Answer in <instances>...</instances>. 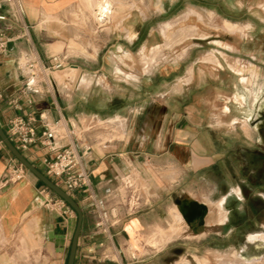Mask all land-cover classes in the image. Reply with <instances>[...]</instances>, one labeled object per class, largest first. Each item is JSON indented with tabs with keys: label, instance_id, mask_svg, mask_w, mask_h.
<instances>
[{
	"label": "rangeland",
	"instance_id": "374dc122",
	"mask_svg": "<svg viewBox=\"0 0 264 264\" xmlns=\"http://www.w3.org/2000/svg\"><path fill=\"white\" fill-rule=\"evenodd\" d=\"M95 1L90 8L80 0L72 11V36L59 51L65 69L78 66L85 82L77 85L76 75L61 85L47 83L44 74L65 69L35 80L61 98L73 93L74 113L89 116L79 127L98 145L128 137L151 145V210L130 229L126 224L141 210L111 228L123 243L120 250L101 236V253L114 260L121 252L123 263L150 257L153 264H264V0H105L110 14L100 9L103 0ZM223 21L240 27L225 28ZM164 23H172L166 35ZM127 27L141 32L132 43ZM187 27L204 37L187 38L188 29L178 40ZM156 46L161 49L144 72L140 61ZM208 55L212 64L202 60ZM121 64L131 73H118ZM159 140L169 142L163 152ZM186 197L208 206L212 229L194 234L174 223L170 210ZM67 241L53 263L42 261L41 248L20 241L9 264H66L71 237Z\"/></svg>",
	"mask_w": 264,
	"mask_h": 264
},
{
	"label": "crops",
	"instance_id": "0c3cea01",
	"mask_svg": "<svg viewBox=\"0 0 264 264\" xmlns=\"http://www.w3.org/2000/svg\"><path fill=\"white\" fill-rule=\"evenodd\" d=\"M79 2L80 0H18L20 11L18 18L12 16L7 6L3 5L0 8V15L5 18L0 21V33H6L13 39L6 51L0 55V126L8 134V122L12 118L33 117L36 133L39 136L46 128L54 129V122L59 121L63 123L64 131L60 133L62 137H55L52 141L53 148H61L71 142L77 144L79 151L89 148V151L82 157V164L90 178L91 194L88 196L85 190H76L70 194L80 206L83 215L75 264H117L105 262L101 258L99 247L101 236L96 234L94 227L93 201L104 203L106 189L116 184V182L108 184V180L124 175L133 176L138 179L139 183L144 184L143 194L146 204L140 209L141 211L139 210L137 217L132 218L126 224V227L130 229V224L134 222L139 224L142 216H146L151 210L149 207H151L150 191L153 187V175L152 164L147 158L151 145L148 146L146 140L139 142L133 137H128L126 140H108L103 145H98L96 139L90 138L88 130L79 127V124L82 126L81 119L88 120L89 116L85 113L82 115L74 113L73 93L61 98L60 95L45 90L43 88L45 84L31 77L28 69L24 67L25 58L31 56H36L44 65H48L52 55H63V52L59 51L66 48V43L72 36L71 15ZM86 2L90 8H93L92 0H86ZM94 21L98 24L95 17ZM170 24L172 23H164L160 27L164 35H166L164 28ZM223 24L225 28L230 29L240 27L228 21H223ZM127 28L131 33L128 34L130 42L137 40L139 31L134 32L130 27ZM186 29H191L189 32H192V35L187 38L204 37V34L199 33L195 27H187L177 32L178 40L186 39ZM131 43L129 46L132 45ZM166 44L167 42L165 47ZM154 48L150 51L149 57L143 58L147 59V63L140 62L144 72L151 70L153 60L161 49L158 46ZM156 48H158L157 51H154ZM202 60L212 64V55L204 56ZM228 65L231 64L228 63ZM118 68L124 74L131 73V68H126L124 64ZM78 71V66H72L66 68L62 75L49 77L48 74H44V76L50 86L61 85L70 82L76 77ZM191 73L192 69L189 68L186 78L191 77ZM84 82L85 78L77 75L76 84ZM78 131L83 137L82 140L77 138ZM160 144L162 152L165 150L163 147L168 148L169 146V142L163 144L159 140L156 145ZM22 154L45 175L41 160L53 154L48 147L36 142ZM10 159L14 158L0 142V176L4 173ZM43 189H45L44 186L27 170L17 183L4 187L0 185V264H9L10 256L17 255V250L21 245L20 241L26 248H41L44 259L42 261L46 263H53L67 246V240L72 236L75 228L76 218L73 214L61 215L37 203L36 199L40 198V191ZM125 229L127 228H121L122 231ZM112 235L113 245L120 250L123 243L117 238L118 233L115 232ZM160 236L161 240L163 235ZM114 257L119 260L117 253ZM124 264H153V262L150 257H146L143 260Z\"/></svg>",
	"mask_w": 264,
	"mask_h": 264
},
{
	"label": "built area",
	"instance_id": "2783aa9c",
	"mask_svg": "<svg viewBox=\"0 0 264 264\" xmlns=\"http://www.w3.org/2000/svg\"><path fill=\"white\" fill-rule=\"evenodd\" d=\"M3 5L9 8L14 18H18L20 14L18 0H0V8ZM3 20H5L4 16L0 15V21ZM12 40L6 33H0V55L6 51L8 44ZM66 64L67 58L62 54L52 55L48 65H44L36 56L25 58L24 61V67L28 69L30 76L33 78H36L44 71L64 70ZM53 125L54 129L46 128L37 136L33 117L26 119L15 117L8 122L7 136L21 153L36 144V142L48 147L53 154L41 160L45 169V176L68 194L76 190H85L90 196V178L82 164V157L89 151V148L79 151V147L74 142L61 148H53L52 141L55 137H62L60 136L59 127H64L63 123L60 124L59 121H55ZM25 172L26 170L17 161L10 159L4 173L0 176V185L4 187L17 183ZM113 182H116L115 186L110 189L107 188L105 191L104 203L93 201L96 234L103 236L111 245H113V235L110 233L111 228L116 226L126 216L138 213L146 204L143 194L144 188L139 185L136 178L124 175L107 181L108 184ZM36 202L61 215L73 214L71 209L60 198L52 195L46 189L40 191V198H37ZM99 247L102 249V241L99 243ZM117 256L119 260H112L108 258V255L101 253L103 261L124 264L122 253L119 252ZM131 259L136 260L137 256L131 254Z\"/></svg>",
	"mask_w": 264,
	"mask_h": 264
},
{
	"label": "water",
	"instance_id": "95a60500",
	"mask_svg": "<svg viewBox=\"0 0 264 264\" xmlns=\"http://www.w3.org/2000/svg\"><path fill=\"white\" fill-rule=\"evenodd\" d=\"M0 142L10 153V155L28 172H30L46 189H48L53 195L60 198L73 212L76 217V224L71 236V241L68 250V256L66 264H75L76 250L78 245V239L81 233L83 215L80 206L72 198L70 194L62 190L57 186L52 180L41 173L36 167H34L25 156L15 147V145L8 138L7 134L4 132L0 126ZM181 205L182 218L186 224L196 222L197 225H203L204 217L207 214V208L204 204L191 200L187 204L179 203Z\"/></svg>",
	"mask_w": 264,
	"mask_h": 264
},
{
	"label": "bare ground",
	"instance_id": "6f19581e",
	"mask_svg": "<svg viewBox=\"0 0 264 264\" xmlns=\"http://www.w3.org/2000/svg\"><path fill=\"white\" fill-rule=\"evenodd\" d=\"M107 2L105 1V0H103L102 1V3H100V9L101 10H105V8L107 9ZM111 9L112 8H108L107 9V11L105 10L104 12H107V13H112L111 12ZM97 10V9H96ZM97 12V11H96ZM96 16H99V14L98 13H96L95 14ZM100 16H102L101 17V19H100V21H104L105 20V18L107 17L106 16V13H100ZM230 26V25H229ZM232 26V25H231ZM190 30V29H189ZM188 31V30H187ZM195 31V30H194ZM164 33V32H163ZM194 33V32H193ZM170 39H172V38H170ZM170 40H168V42H169ZM178 41V40H177ZM176 41V42H177ZM167 42V43H168ZM172 42V41H171ZM174 44V43H173ZM171 47V45L168 43V47ZM167 47V46H166ZM155 49V48H154ZM157 49L158 48H156V50H154V51H157ZM82 54H84L85 56H88V54L86 53V51L84 50H79ZM153 51V50H152ZM153 55V54H152ZM144 58V57H143ZM142 58V59H143ZM151 58V57H150ZM141 59V61H143V63H147V59L145 60V59H143L142 60ZM140 61V62H141ZM144 61H146V62H144ZM143 67V66H142ZM117 70L119 71L118 73H120V72H122L123 73V71L120 69V68H118L117 67ZM144 70H145V68H144ZM121 74V73H120ZM184 199V198H183ZM189 201H191V198H189V197H186L184 200H182V202L181 203H188ZM202 204H204L205 206H206V208L208 207L205 203H202ZM218 207H220L219 205H218ZM212 208V207H211ZM209 211V209L207 208V212ZM170 214H171V217H172V220L174 221V223L177 225V226H179V227H183V228H186V230H187V232H192V233H194V234H198L200 231H202V230H210V229H212V225L214 224V218H213V216H210V217H212V219H206L207 217H204V223H203V225H197V223L196 222H194V223H191L190 225H188V224H186V222L184 221V219L182 218V214H181V205H176V207L174 208V209H171L170 210ZM209 214V213H208ZM218 214V213H217ZM217 214H215V217H217L216 215ZM222 214V217H221V220H220V218L218 219V221L220 220V223H222V221H223V219H224V217H225V213H221ZM213 215V214H212ZM209 216V215H208ZM209 218V217H208ZM215 219H217V218H215ZM217 221V222H218ZM216 222V223H217ZM215 223V224H216ZM218 224H219V222H218ZM204 233V232H203ZM184 234V233H183ZM251 240H254V238H252ZM240 260H241V258L240 257H238ZM235 260V259H234ZM255 260H257V259H255ZM254 260V261H255ZM184 261V260H183ZM239 261V260H238ZM242 261H243V259H242ZM245 261V260H244ZM259 261V260H258ZM235 262H236V260H235ZM250 262V261H249ZM251 262H252V260H251ZM190 264L189 262H187V261H184V262H181V264ZM258 263V262H257ZM240 264V263H239Z\"/></svg>",
	"mask_w": 264,
	"mask_h": 264
},
{
	"label": "flooded vegetation",
	"instance_id": "af4514ba",
	"mask_svg": "<svg viewBox=\"0 0 264 264\" xmlns=\"http://www.w3.org/2000/svg\"><path fill=\"white\" fill-rule=\"evenodd\" d=\"M165 9L168 7V5H165V6H163ZM173 7V6H172ZM134 32H138L139 31V35H141V32H140V30L139 29H137V28H135L134 30H133ZM143 33V32H142ZM230 210V209H229ZM245 225V223H235L234 224V227L235 228H239V227H242V226H244Z\"/></svg>",
	"mask_w": 264,
	"mask_h": 264
},
{
	"label": "trees",
	"instance_id": "16d2710c",
	"mask_svg": "<svg viewBox=\"0 0 264 264\" xmlns=\"http://www.w3.org/2000/svg\"><path fill=\"white\" fill-rule=\"evenodd\" d=\"M43 186V185H42ZM45 188V187H44ZM46 189V188H45ZM46 190H48V189H46ZM49 191V190H48ZM50 192V191H49ZM51 193V192H50ZM51 194H53V193H51Z\"/></svg>",
	"mask_w": 264,
	"mask_h": 264
}]
</instances>
